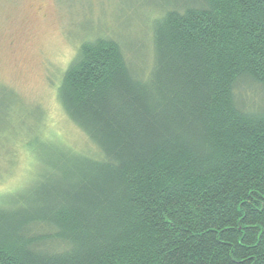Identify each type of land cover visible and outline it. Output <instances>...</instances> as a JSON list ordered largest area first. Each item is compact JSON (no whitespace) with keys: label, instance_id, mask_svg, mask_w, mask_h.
<instances>
[{"label":"trees","instance_id":"16d2710c","mask_svg":"<svg viewBox=\"0 0 264 264\" xmlns=\"http://www.w3.org/2000/svg\"><path fill=\"white\" fill-rule=\"evenodd\" d=\"M152 32L141 75L81 43L58 100L94 152L31 136L0 264H264V0H168Z\"/></svg>","mask_w":264,"mask_h":264},{"label":"rangeland","instance_id":"374dc122","mask_svg":"<svg viewBox=\"0 0 264 264\" xmlns=\"http://www.w3.org/2000/svg\"><path fill=\"white\" fill-rule=\"evenodd\" d=\"M167 8L168 0H0V203L35 177L37 163L26 147L32 137L93 154L58 100L81 43L116 40L132 68L146 73L152 24Z\"/></svg>","mask_w":264,"mask_h":264}]
</instances>
